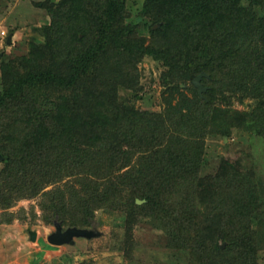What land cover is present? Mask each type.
Segmentation results:
<instances>
[{
	"label": "trees",
	"instance_id": "obj_1",
	"mask_svg": "<svg viewBox=\"0 0 264 264\" xmlns=\"http://www.w3.org/2000/svg\"><path fill=\"white\" fill-rule=\"evenodd\" d=\"M41 4L50 21L34 27L30 52L0 61V205L52 184L47 220L84 227L126 199L177 258L257 264L254 172L221 158L200 173L207 133L249 124L264 138V0H142L129 21L126 0ZM145 56L162 66L160 109L118 96ZM200 72L202 93L191 81ZM233 97L254 107L232 108Z\"/></svg>",
	"mask_w": 264,
	"mask_h": 264
},
{
	"label": "rangeland",
	"instance_id": "obj_2",
	"mask_svg": "<svg viewBox=\"0 0 264 264\" xmlns=\"http://www.w3.org/2000/svg\"><path fill=\"white\" fill-rule=\"evenodd\" d=\"M43 1L0 0V61L30 52L34 27L50 21L48 11L41 4ZM141 2L126 0V20L137 18ZM139 23L140 32L149 38L144 20ZM159 24L160 21L155 22L152 27ZM9 35L10 41L7 42ZM36 38L41 40L42 36L36 34ZM161 70L160 62L145 56L137 64V82L132 87L118 88V96L140 109H160V96L164 90ZM1 81L0 71V88ZM254 102L247 97L242 100L233 97L230 105L238 110H248L254 107ZM123 141L126 143L127 137ZM221 158L228 159L240 169L254 172L257 191L263 199V210L252 223L258 236L256 262L264 264V138L249 124L247 127L231 126L229 134L207 133L205 164L200 175L214 172ZM52 186L46 185L34 196L15 198L6 207L0 205V264H194L186 254L177 258L175 250L166 246L164 231L153 225L145 209L133 207V202L126 199L94 211L84 227L93 229L95 235L74 236L71 243H49L47 235L55 230L54 221H59L63 227L68 226L56 217L47 220L42 211L43 192ZM28 229L36 231L33 240Z\"/></svg>",
	"mask_w": 264,
	"mask_h": 264
},
{
	"label": "water",
	"instance_id": "obj_3",
	"mask_svg": "<svg viewBox=\"0 0 264 264\" xmlns=\"http://www.w3.org/2000/svg\"><path fill=\"white\" fill-rule=\"evenodd\" d=\"M10 41V35L7 37V42ZM1 54V52H0ZM205 75L204 72L198 73L196 76L192 78V83L197 87L198 92L202 93L206 90V86L201 83V77ZM184 85V84H182ZM2 155L0 154V158ZM144 201V199L136 198V202L140 203ZM55 230L47 235V240L52 244H61L65 242H73V237L82 236V237H91L96 234V232L87 227H78V226H67L62 230V225L59 221H54ZM30 239H34L36 237V231L32 229H28ZM222 243L221 245H223Z\"/></svg>",
	"mask_w": 264,
	"mask_h": 264
},
{
	"label": "flooded vegetation",
	"instance_id": "obj_4",
	"mask_svg": "<svg viewBox=\"0 0 264 264\" xmlns=\"http://www.w3.org/2000/svg\"><path fill=\"white\" fill-rule=\"evenodd\" d=\"M66 227H67V226H66ZM66 227H63V226H62V230L65 229Z\"/></svg>",
	"mask_w": 264,
	"mask_h": 264
}]
</instances>
